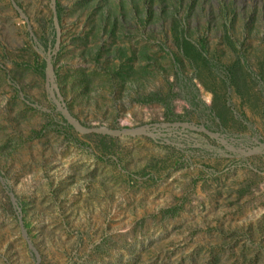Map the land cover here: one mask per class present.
<instances>
[{
	"label": "rangeland",
	"instance_id": "rangeland-1",
	"mask_svg": "<svg viewBox=\"0 0 264 264\" xmlns=\"http://www.w3.org/2000/svg\"><path fill=\"white\" fill-rule=\"evenodd\" d=\"M0 264H264V0H0Z\"/></svg>",
	"mask_w": 264,
	"mask_h": 264
},
{
	"label": "trees",
	"instance_id": "trees-1",
	"mask_svg": "<svg viewBox=\"0 0 264 264\" xmlns=\"http://www.w3.org/2000/svg\"><path fill=\"white\" fill-rule=\"evenodd\" d=\"M43 68H44V67H43ZM43 68H42V69H40V71H41L42 75H44V74H45V72H44V69H43ZM147 98H148V97H147ZM153 99H154V98H152V99H151V98H148V100H151V101H152ZM163 103H164V102H163Z\"/></svg>",
	"mask_w": 264,
	"mask_h": 264
}]
</instances>
